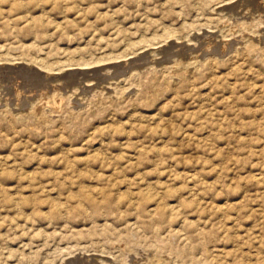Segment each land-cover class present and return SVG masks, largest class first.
<instances>
[{
    "label": "rangeland",
    "instance_id": "1",
    "mask_svg": "<svg viewBox=\"0 0 264 264\" xmlns=\"http://www.w3.org/2000/svg\"><path fill=\"white\" fill-rule=\"evenodd\" d=\"M0 264H264V0H0Z\"/></svg>",
    "mask_w": 264,
    "mask_h": 264
},
{
    "label": "bare ground",
    "instance_id": "2",
    "mask_svg": "<svg viewBox=\"0 0 264 264\" xmlns=\"http://www.w3.org/2000/svg\"><path fill=\"white\" fill-rule=\"evenodd\" d=\"M78 94V93H77ZM55 104V103H54ZM34 118V117H33Z\"/></svg>",
    "mask_w": 264,
    "mask_h": 264
}]
</instances>
